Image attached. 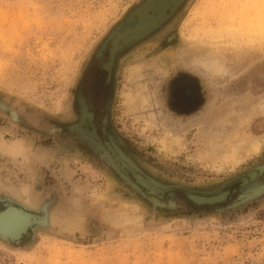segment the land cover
Here are the masks:
<instances>
[{
	"label": "rangeland",
	"instance_id": "obj_1",
	"mask_svg": "<svg viewBox=\"0 0 264 264\" xmlns=\"http://www.w3.org/2000/svg\"><path fill=\"white\" fill-rule=\"evenodd\" d=\"M142 2L0 0V142L30 147L0 150V209L13 205L35 217L19 237L0 231V264H264V168L246 184L239 180L264 165V114L246 127L260 141L255 154L237 163L200 156L221 115L230 117L243 100L264 104V0H179L159 25L123 46L109 83L97 87L106 78L104 69H91L98 48ZM110 42L95 66L107 60ZM199 42L218 46L213 52L230 66L228 76L188 64ZM238 53L253 58L241 65ZM135 65L141 75L132 83ZM141 83L152 88L159 124L124 107V94ZM80 85L97 133L106 138V115L110 139L137 172L164 187L160 196L70 131ZM170 128L182 138L166 150ZM24 187L34 206L17 195ZM219 188L229 190L225 201L197 204L187 195ZM117 199L128 203L127 214ZM71 216H82L74 229Z\"/></svg>",
	"mask_w": 264,
	"mask_h": 264
},
{
	"label": "bare ground",
	"instance_id": "obj_2",
	"mask_svg": "<svg viewBox=\"0 0 264 264\" xmlns=\"http://www.w3.org/2000/svg\"><path fill=\"white\" fill-rule=\"evenodd\" d=\"M178 1L179 0H146L132 14H130V17H129L130 23L127 26H125L122 29H120L121 27L118 26L109 34L107 40L103 44H101V46L98 48L96 59L101 61V58L103 56V51L105 50L108 41L111 39L110 46L108 48L109 54L107 56V60L104 62H101L102 66L104 65V66L109 68L113 64L115 55L118 54V52H119L118 48L123 43L128 42L130 39L136 37L137 35H140L144 32H147L149 30L147 28H149L150 26H154L156 24L155 22H158L160 18L165 17L167 10L172 8ZM208 1H212V0H208ZM209 3H211V2H209ZM151 10L154 12L151 13L150 12ZM194 44L196 45V46L194 45L195 48L197 47L198 49H200V51L197 48L195 51L193 48L192 50L194 52L190 51V53H188L189 57L186 60H188L187 62L190 66L191 65H193L195 67L197 66V69L199 67V69H201L204 73L209 74L207 76L219 75V76H222L224 78L225 74L228 76V74L231 73V71L228 70L230 66L228 67L227 63H225L223 61V57L220 54L213 52V47L218 48V46L209 45V44L206 45L205 43L203 44V42H202V44L200 43V45L198 43H194ZM189 49H191V48H189ZM186 52H187V50H186ZM239 52H240V50H239ZM238 54L239 55H237V57L239 59V62H237V63H240V61L242 60L241 65L247 64L248 61L253 58V56L252 57L246 56V58H245V57H243L242 54H240V53H238ZM237 63H236V65H238ZM139 67H140V65H135V66L131 67V70L129 69L130 71L128 73L129 74L128 78L131 80L130 82L133 83L134 79L138 78ZM238 67L240 68V66H238ZM158 70H160V68H158ZM231 70H232V68H231ZM233 70H236V68ZM140 71H139V73L141 75ZM213 78H215V77H213ZM133 85H135V84H133ZM137 85H139V84H137ZM147 86L144 83L143 84L141 83L140 87L142 89L139 88L140 89L139 91H138V86H137V88L133 87L135 90H130L129 92L127 91L124 94V96H126L125 97L126 100H123V103L126 104L124 107H126L127 111H129L131 113V115L132 114L133 115H139V113H141V114L143 113L144 115L145 114L147 115V113H148V115H150V116H148V115H147L148 117L145 116L146 118L143 120L149 121L150 123L155 122V124L156 123L159 124L158 117H157L158 120H156V117H155L156 114L153 113V112H157V110H159V109H157L156 111L152 110L153 106L157 107L158 104L154 99V94L151 92L152 88L149 89L150 87H147ZM79 99H80V102L82 104L83 118L86 120L87 126L89 127V130L91 133V134L89 133V135H88V134L84 133V131H82L83 134L86 137L91 138V140H94L96 142V144L101 146V148L104 149L105 156L108 157V159L111 161V163L114 166H116L120 171H123L124 173H127V171L132 172L133 178L132 177L131 178H132L134 184H136V185L139 184L141 186H144L146 189L145 191L151 197L160 196L161 193H163V191H164L163 186H161L160 184L151 180L150 178L144 176L143 174L137 172V169L127 160V158H125V156L115 147V145L113 146V144H111L109 141H107V142L101 141V138L99 137V135H98V133L94 127L93 111L91 110V107H92L91 103L87 101V99L83 95V93L80 94ZM238 100H239L238 102H240V99H238ZM231 102H233V101H231ZM242 103L243 104L241 106H239V108L237 107V104L234 105V107L236 106L235 107L236 109L233 110V113L230 117L229 116L226 117L225 115L224 116L221 115L220 118L217 119L216 124H218L220 126L217 128L213 127V130H211L212 132L206 136V138H205L206 146L200 151V156L209 157L212 159L217 157V159L220 160V161L218 160V162H221V163H225V162L228 163L229 161L237 163V161L243 160V159L255 154L258 151L260 141H259V139L256 138L257 136L253 137L252 135H250L248 133V131H246V127L248 126L250 121L255 117V115L264 114V104L262 102H259V101H258V103H256L255 100H253V99L251 101H244L243 100ZM232 104H235V103H232ZM229 107H230V105H229ZM219 112H220V110H219ZM151 114H153L155 118L153 117V115L151 117ZM90 118H91V120H90ZM162 118H164V117H162ZM162 121H163V119H162ZM160 122H161V119H160ZM163 122H161V123H163ZM90 124L93 127V129L90 126ZM164 124H166V123H164ZM94 130H95L97 139L93 138L91 136V135H94L93 134ZM177 131L179 132L180 130H177ZM177 131H173V130H171V128L164 130L161 142H162V147H164L166 150L167 149L169 150V147L172 143L181 142L182 136H180ZM23 143H25V142L22 141V143H20L19 140L18 141L13 140L12 142H10V144H4L3 142H0V150L3 152L5 151V153L8 152L11 155L15 154V153L19 154L18 152L23 153L25 150V147L27 146ZM23 145H25V146H23ZM28 148H30V147L27 146L26 149L28 150ZM28 155H26V156L28 157ZM25 159H26V157H25ZM140 174L143 175L144 177H142ZM256 174H257L256 170H249L242 177L243 183H248L251 179H253L256 176ZM220 188L217 189L216 191L210 193V194H206V195L191 194V196L195 200H199V201L209 200L210 202H208V203H210V204L222 202V201H225L227 199L228 194H229V190L228 189H220ZM254 189H255V192L258 191L257 188H254ZM248 193H251V192H247L246 194H248ZM17 195H21L19 198H23V200L27 203L28 206L29 205L34 206L36 203V199L34 198V196L31 195L28 187L22 188L20 191L17 192ZM92 196H94L95 198L96 197L102 198L105 195L104 196L101 194L96 195L94 193V195H92ZM113 199H111V200L113 201ZM112 201H111V203H112ZM114 202L117 203L116 208L119 211L124 212L125 214L128 213L129 205L125 200H118L117 199V200H114ZM194 202H196V201H194ZM0 210H2V209H0ZM73 217H75V216H73ZM52 218H54V217L51 216L50 219H52ZM25 219H27V216H25V213L18 210L16 208V206L10 205L5 210L3 209V211H0V231L8 233L11 237H14V235H15L14 233L20 232V227H21L20 224H24ZM73 220H75V221H73L75 223L72 224V227L76 226L78 224V222L82 221V216H81V218L77 217L76 219H73ZM51 221L52 220H50V223H51ZM54 221H55V219H54ZM28 222H29V220H28ZM73 229H74V227H73ZM11 240H13V239H11Z\"/></svg>",
	"mask_w": 264,
	"mask_h": 264
},
{
	"label": "water",
	"instance_id": "obj_3",
	"mask_svg": "<svg viewBox=\"0 0 264 264\" xmlns=\"http://www.w3.org/2000/svg\"><path fill=\"white\" fill-rule=\"evenodd\" d=\"M146 0H144L140 5H142L144 2H145ZM140 5H138L136 8H134L130 13H129V15L127 16V20H129V17H130V14H132ZM165 17H162V18H160L159 19V21L158 22H155L154 24V26H150L149 28H147V29H149L147 32H149L151 29H153V28H155L157 25H159L160 23H161V21H163V19H164ZM115 29V28H114ZM113 29V30H114ZM112 30V31H113ZM111 31V32H112ZM110 32V33H111ZM147 32H144V33H142V34H140V35H137L136 37H134V38H132V39H130L128 42H125V43H123L119 48H118V50L120 51L122 48H123V46L124 45H126V44H128L129 42H132L133 40H136V39H138V38H140V37H142V36H144ZM109 33V34H110ZM109 34L107 35V37L105 38V40L102 42V44L107 40V38H108V36H109ZM101 46V45H100ZM96 56H97V54H96ZM114 56V55H113ZM103 67L105 68V69H107L108 70V72H109V75H108V79H109V76H110V68H111V66L108 68V67H106V66H104L103 65ZM80 94H82V90H81V85L79 86V88H78V90H77V97H76V101H77V104H78V107H79V112H80V115H79V119H78V121L76 122V123H74V124H72V125H69L68 126V128L70 129V131H76V132H78L81 136H83L89 143H93L94 145H96L97 147H99L100 149H102V151H103V153H104V149L103 148H101V146H99L98 144H96V142L94 141V140H91V138H89V137H86L84 134H83V132L82 131H84V133H86V134H88L89 135V133H90V130H89V127L87 126V123H86V120L83 118V112H82V104H81V102H80V99H79V96H80ZM107 107V106H106ZM83 118V119H82ZM90 120H91V118H90ZM103 122H106V117H104V119H103ZM84 125V126H83ZM90 126H91V124H90ZM92 127V126H91ZM92 129H93V127H92ZM91 134V133H90ZM93 134L94 135H91L93 138H96L97 136H96V133H95V130L93 131ZM97 139V138H96ZM105 155V154H104ZM106 157V156H105ZM108 158V157H107ZM110 161V160H109ZM111 162V161H110ZM116 167V166H115ZM264 168V165H262V166H257V167H255V169H252V170H256V172L257 171H260V170H262ZM258 173V172H257ZM257 175V174H256ZM242 177H243V175H241V177L239 178V180L241 181V184H246V183H243V181H242ZM261 188H264V186H262ZM258 190H260V188H257ZM250 192L251 193H254L255 194V189H250ZM257 192V191H256ZM247 193V192H246ZM245 192L244 193H241V194H239L238 195V197H237V199L238 200H243V199H245L248 195H250L249 193L248 194H246ZM191 194H194V193H191V192H189V193H187V195H188V197L194 202V201H196L195 203H197V204H201V203H208V202H210L209 200H204V201H199V200H195L194 198H192V196H191ZM235 204V203H234ZM17 207V206H16ZM7 208V206H5V208H4V210ZM19 209H20V211H22L23 213H25V216H27V219L26 220H30L28 223H26V224H24L23 225V228H21L20 229V232H19V235L17 236V237H19L20 235H21V233L22 232H24L25 230H26V228H27V226L30 224V223H32V221H34V219H35V217L32 215V214H30L29 212H25L23 209H21L20 207H18ZM0 211H3V210H0ZM32 218V219H31Z\"/></svg>",
	"mask_w": 264,
	"mask_h": 264
},
{
	"label": "flooded vegetation",
	"instance_id": "obj_4",
	"mask_svg": "<svg viewBox=\"0 0 264 264\" xmlns=\"http://www.w3.org/2000/svg\"><path fill=\"white\" fill-rule=\"evenodd\" d=\"M144 1V0H143ZM179 3V2H178ZM177 3V4H178ZM176 4V5H177ZM175 5V6H176ZM175 6H173V7H175ZM172 7V8H173ZM172 8H170V9H168L167 10V12H166V15L165 16H168V14L170 13V11H171V9ZM151 13L153 12L152 10L150 11ZM128 22L129 21H127L126 22V24H122L120 27H122V26H125V25H127L128 24ZM105 53H106V51H105ZM108 56V55H107ZM106 55H105V57H107ZM116 57H117V54L115 55V58H114V61H113V64L111 65V68H110V76H109V79L111 78V76H112V71H113V67H114V63H115V59H116ZM96 63H97V59H96V62L91 66V69H93V70H98V69H104L105 70V72H106V78H105V81H104V83H100L99 82V80H97L96 81V86L97 87H100L101 85H103V84H105V83H109V82H106V81H108L107 80V78H108V75H109V72H108V70L107 69H105L102 65H97V66H95L96 65ZM93 107V106H92ZM106 109V108H105ZM92 111H93V109H92ZM94 112V111H93ZM104 117H106V115L104 116ZM104 117H103V119H104ZM103 119H102V127H101V133L103 134H105V136H106V138H101V136L99 135V137L101 138V141H104V142H107V141H109L111 144H113V146L115 145L113 142H112V140L110 139L111 137H110V134H108L107 133V131H106V127H105V125L107 124V117H106V122H103ZM93 123H94V125H95V127H96V123H95V112H94V117H93ZM118 150H120L117 146H115ZM126 174H129L132 178H133V174H132V172H130V171H127V173ZM144 175V174H143ZM144 176H146V175H144Z\"/></svg>",
	"mask_w": 264,
	"mask_h": 264
}]
</instances>
